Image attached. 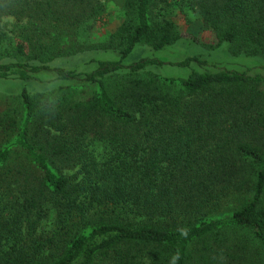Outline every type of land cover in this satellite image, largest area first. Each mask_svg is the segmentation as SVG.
<instances>
[{
  "label": "trees",
  "instance_id": "obj_1",
  "mask_svg": "<svg viewBox=\"0 0 264 264\" xmlns=\"http://www.w3.org/2000/svg\"><path fill=\"white\" fill-rule=\"evenodd\" d=\"M109 3L0 0V82L50 85L0 99V264H264V65L130 59L264 57V0Z\"/></svg>",
  "mask_w": 264,
  "mask_h": 264
},
{
  "label": "rangeland",
  "instance_id": "obj_2",
  "mask_svg": "<svg viewBox=\"0 0 264 264\" xmlns=\"http://www.w3.org/2000/svg\"><path fill=\"white\" fill-rule=\"evenodd\" d=\"M124 5V0H110L108 4L107 12L98 20L97 26L101 32L108 34L113 32L117 26L122 21V7ZM6 24L9 29H14L15 20L11 18L6 19ZM8 30L10 33L11 31ZM201 40L206 43H211L213 36L209 35L208 32H204L200 36ZM117 55L115 52H99L97 50H90L86 53L79 54L75 56L68 63L71 65H84L85 61L90 60L91 58H111ZM155 55L165 60H177L184 56H202L203 58L210 59L218 63L221 67L224 68H236V69H246L248 67H258L264 65V57L258 56H246L239 55L234 56L229 53L227 46L220 47L218 49H207L203 45L193 43L190 40H183L177 44L170 47L167 51L164 52H153L149 47H137L131 55V60H137L144 56ZM163 76H186L189 73V70H182L175 67H168L165 70H158ZM27 86L28 89L32 92L45 91L49 84H44L37 80H32L28 82H23L20 80H7L0 82V99H10L15 103L17 95L21 91L23 86ZM76 169H67L64 172L71 174Z\"/></svg>",
  "mask_w": 264,
  "mask_h": 264
}]
</instances>
